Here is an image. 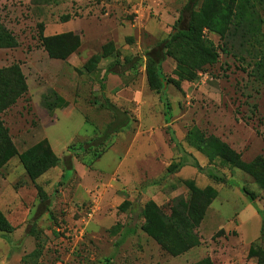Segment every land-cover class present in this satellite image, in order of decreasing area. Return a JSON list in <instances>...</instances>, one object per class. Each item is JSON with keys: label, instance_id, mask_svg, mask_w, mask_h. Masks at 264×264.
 I'll return each mask as SVG.
<instances>
[{"label": "rangeland", "instance_id": "rangeland-1", "mask_svg": "<svg viewBox=\"0 0 264 264\" xmlns=\"http://www.w3.org/2000/svg\"><path fill=\"white\" fill-rule=\"evenodd\" d=\"M44 1L0 0V20L18 44L14 48L0 49V69L17 65L27 86L17 101L1 113L2 127L7 129L17 155L0 169V203L12 221L0 210L15 228L13 232H26L41 194L46 192L51 202L35 222L34 235L14 239L20 245L19 252L11 247L12 235L0 231L2 241L9 247L8 253L0 256V264H23L21 258L36 248L41 249V254L27 264H190L205 257L213 264H258L257 259L250 258L249 250L254 244L264 248L261 235L264 187L253 175L227 160L207 157L191 144L190 135L216 137L242 162L261 164L264 171V80L257 76L256 67L259 60L264 66V15L260 35L245 43L239 32H227L222 37L204 28L202 37L212 43L215 61L195 69L197 75L193 80H181L175 73V60L166 59L163 65L166 83L160 92L149 87L147 66L142 64L141 58L137 66L121 78L123 88L136 87L139 92L143 84L149 88L151 93L147 98L145 95V104L141 107L140 101H134L131 107L122 105L120 109L131 117L127 126L95 150L78 152L72 159L73 170H67L65 156L84 143L98 144L93 140L100 139L113 121L106 101L115 104L116 91L113 95L105 91L107 62L102 56L107 49L95 51L96 46L84 43L80 34L68 32L77 36L80 44L73 46L72 52L67 51L65 58H52L41 39V24H57L64 15L78 17L77 22H80V18L91 16L102 1L109 8V15L114 14L116 8H126L127 12L130 8L123 0H56L73 3L71 11L65 4L64 7L54 4L47 9L41 5ZM87 10L89 13H85ZM104 12L101 6V13ZM145 19L139 27L143 28ZM93 27L88 23L83 36L92 33ZM199 74H207L209 79L200 84ZM132 144L131 162H123V168L129 173L127 177L135 184L131 189L133 196L126 201L128 205L121 210L103 208L85 226L83 240L75 238L91 194L100 186L98 182L85 188L81 177L85 175L86 181L85 173L90 174L91 169L108 177ZM166 147L169 148L167 153ZM47 149L51 165L32 181L18 156L27 152H34L35 156L37 151ZM94 154H99L98 158ZM181 160L187 162L186 166L170 172V166ZM195 161L212 174L225 176L228 183H216L199 173L191 166ZM261 175L264 178V172ZM116 177L117 181H122L120 175ZM186 180H194L202 189L209 186L217 190V197L208 210H214L216 218L209 221V212L205 217L211 236H205L203 227L197 228L201 239L199 247L172 257L139 230L144 221L140 213L143 206L152 201L170 214L174 199L188 197ZM80 191L85 198L79 196ZM244 191L254 196V202L249 201ZM248 202L253 204L257 217L245 216L243 210ZM8 207L12 209L9 211ZM237 214L246 217L240 220V228L235 220ZM98 220L101 221L98 223ZM219 225L233 227L219 230ZM13 257L16 260L13 261Z\"/></svg>", "mask_w": 264, "mask_h": 264}, {"label": "trees", "instance_id": "trees-1", "mask_svg": "<svg viewBox=\"0 0 264 264\" xmlns=\"http://www.w3.org/2000/svg\"><path fill=\"white\" fill-rule=\"evenodd\" d=\"M262 14L264 15V0H186L178 19L173 25L172 32L168 37L154 44L144 53L149 87L157 92L164 90L166 80L163 63L168 58L174 59L177 63L175 73L181 80H193L197 75L195 74V69L199 70L203 65L215 61L216 54L212 43L202 37L204 28L210 32L220 34L222 37L227 32H239L242 36L240 37L242 42L245 43L250 41L251 38L260 35V29L263 24ZM70 17V15H64L61 17V20L66 21ZM41 27L43 29L41 39L52 58H65L67 51L72 52L73 46L77 47L80 44L79 38L71 33L45 36L43 23ZM52 44H57V52L56 46ZM17 45V41L12 33L0 20V49L14 48ZM53 48L55 50H51ZM107 51H104L105 54L102 57L111 55L110 50ZM140 60V55L127 56L122 62L116 61L111 64L107 68L106 73L123 76L128 71L134 69ZM256 67L257 76L264 80L263 61L259 60L256 62ZM26 90L25 79L17 65L0 69V169L8 163L10 158L17 155V151L7 135V129L2 127L1 113L4 109L13 105ZM106 108L113 113V121L107 125L100 139L93 140L97 141L98 144L94 145L92 142L84 143L75 152L65 156L64 161L67 170H73L72 159L78 155V152L84 153L95 150V147L104 144L111 135L117 133L129 123L131 117L126 111L119 109L109 101H106ZM191 135V144L199 151L205 153L207 157L210 159L221 157L225 161L227 160V163H232L236 167L253 175L257 179V182L264 187V178L261 175V172L263 173L264 171L261 164L254 166L242 162L234 151L216 137L210 136L206 138L202 134L198 136H195V134ZM171 141L175 142V139L171 138ZM177 145H180V143H177ZM179 148L181 149L182 147L179 146ZM47 151H37L35 156L34 152H27L18 156L32 181L50 167L51 162L47 158L49 150L47 149ZM98 156L99 154L95 155V158H98ZM186 164L187 162L181 160L171 165L169 171H179ZM188 164L190 165V163ZM191 166L216 183H228L225 176L212 174L211 171L206 170L207 167H202L196 161L192 162ZM184 184L189 190L188 197L180 200L174 199L170 208V214L165 213L161 207L152 201L147 202L140 213L141 218L144 220L140 226L141 231L172 257L183 255L201 244L196 230L218 194L217 190L212 187L207 186L203 189L197 187L194 180H186ZM244 193L251 203L254 202L252 194L250 195L247 191H244ZM50 203V196L46 192L41 194L40 204L37 207L33 221L26 228L25 237L34 235V224L48 210ZM127 205L128 202L125 201L118 209L121 210ZM14 230L15 228L0 210V231L11 233ZM261 235L264 236V223ZM10 243L14 250V245L17 242L12 240ZM40 254L41 249L36 248L33 252L25 255L21 261L23 264H27L28 260ZM249 256L250 258L257 259L258 264H264V248L261 245H251ZM190 264H213V262L209 257H205L196 263Z\"/></svg>", "mask_w": 264, "mask_h": 264}, {"label": "crops", "instance_id": "crops-1", "mask_svg": "<svg viewBox=\"0 0 264 264\" xmlns=\"http://www.w3.org/2000/svg\"><path fill=\"white\" fill-rule=\"evenodd\" d=\"M64 2L56 1V0H52V1L46 0L41 5L46 6L47 9H49V7L54 4H57L59 7H64L63 6L64 4L65 6L69 5L70 9L73 7V3L71 4V3H64ZM123 2L129 8L135 3H138L139 5L143 6L144 8L143 13L146 18L145 19L146 22L143 28L132 27L130 25L128 21L129 17L127 15L126 8H123V7L116 8V10H114V14L108 15V16L105 15V13H101L102 3L104 4V6L107 7L106 9L109 10L108 6L104 3V1L101 2L100 7H97L94 9L91 16L80 18L79 19L80 22L79 21L77 22L78 17H72L70 15L71 17L66 21H63L60 18V22H58L57 24L52 25V22H47L44 24V35L45 36H55V35H60V34L68 33V32H73L76 34H80L81 39L83 40L84 43H92V45L96 46L95 51L100 50V49H109L111 47L109 50L112 54L120 55L119 57L116 55H108L107 57H104L105 61L107 62V67L104 69V74H106L105 91L108 94H112L114 91H116L115 93L116 100H115L114 105L118 107L119 109L122 105L126 107H131L137 101L141 102V107H142V105L145 104V100H143L145 98V95L147 98L148 97L147 95H150L151 91L149 90L147 86H145V84H143V86L141 87L142 89L140 92L135 89L136 87L123 88L122 87L123 80L121 78L122 76L114 74V73H106L107 68L114 62L116 61L122 62L125 57L132 56V55L142 56L141 57L142 64H145V60H146L144 57L145 51L150 49L154 44L168 37V35L172 32L173 25L178 19L180 11L185 5L186 0H123ZM85 13H89V11L87 10L85 11ZM88 23L93 24L94 26L93 32L88 33L86 30L87 33L84 34L83 36V32H84L83 29L85 26H87ZM163 71H164V68H163ZM127 73H125V75H127ZM133 145L134 144L128 147L127 152L125 153L126 155L123 156V158H121V160L118 163L119 165L113 169V172L111 173V175H108V177L104 178L106 174L104 173L102 174L92 169L90 170L91 172L90 174L85 173L87 177L86 181H85V175L81 177V181H82L81 185H83L85 188H88L89 185H92L93 183L96 184L98 182L100 183L99 185L101 186V188H103L104 201H103L102 207L99 212H101L103 208L104 209L108 207L117 208L120 205H122L125 201H127L129 196L130 197L133 196L132 194L134 191L131 189H133V186L135 184H133V180L131 181L127 177L129 175L128 170H126V168H123V165L125 166V163H123L124 161L129 160V162H131L129 159L130 158L129 154L132 151ZM164 146L165 144L163 143V146L160 147V149L161 150L164 149ZM168 149L169 148L166 147V151H165L166 153L168 152L167 151ZM117 174L121 176L122 181L120 180L117 181L115 179L117 178L116 177ZM122 176H125V178ZM78 194L79 196H81V198L82 196L83 198H85L84 194L81 191ZM211 205L209 206L208 210L211 208ZM8 206L12 207V204L11 205L8 204ZM0 208L5 213L7 219L11 222L12 220L9 218L7 209H3L1 203H0ZM11 209L12 208H9V211ZM208 210L206 212V215L209 212ZM243 211L245 212V216L248 218H254L258 216V213L255 212L254 210L253 204L249 202L245 205V208ZM113 216L116 217V214H113ZM245 216L241 214H237V217L235 218L237 222V228H240V220H242V218H246ZM213 218L214 219L216 218V212L214 210H211L208 213V219H210L209 221H211ZM100 221L101 220H98V223ZM200 225H201L199 226L200 228L203 227L205 229L204 231L205 236H209L210 234L207 231L208 227L205 222V218L203 219ZM225 226L227 225H219L218 229L219 230L223 229L225 228ZM227 227H233V226H227ZM139 230L141 229L139 228ZM8 234L12 235L11 239L15 242L16 240L14 239H17L21 236H25V232H11ZM142 234L146 235L143 232ZM200 242H201V239H200ZM5 243L7 244V242ZM5 243L4 241H2L1 235H0V254H1L0 256L7 254L9 251V247L6 246ZM19 248H20V245L16 243L14 245V250L16 253L19 252ZM17 257H20V255H17ZM14 260H16V258L13 257V261ZM56 264H63V263L56 262Z\"/></svg>", "mask_w": 264, "mask_h": 264}, {"label": "built area", "instance_id": "built-area-1", "mask_svg": "<svg viewBox=\"0 0 264 264\" xmlns=\"http://www.w3.org/2000/svg\"><path fill=\"white\" fill-rule=\"evenodd\" d=\"M102 8H105V15H109V10L106 9L107 7L104 6L102 3ZM144 8L142 5H132L127 12V15L129 17V23L133 26L139 27V25L142 24L144 21ZM209 79V76L207 74H199L198 81L200 84H204ZM98 189L94 193L91 194V202L89 203V206L87 209L83 212V214L80 217V226L78 227V231L75 234V238H78L79 240H83L85 235V226L95 217V215L100 211L101 209V194L103 191V188L101 186L95 188ZM102 189V191H101Z\"/></svg>", "mask_w": 264, "mask_h": 264}]
</instances>
